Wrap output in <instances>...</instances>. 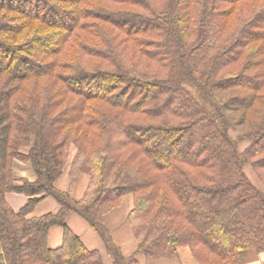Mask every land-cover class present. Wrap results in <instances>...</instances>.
<instances>
[{"label": "trees", "instance_id": "trees-1", "mask_svg": "<svg viewBox=\"0 0 264 264\" xmlns=\"http://www.w3.org/2000/svg\"><path fill=\"white\" fill-rule=\"evenodd\" d=\"M126 194L128 257L106 225ZM46 196L60 209L30 216ZM72 212L115 264L264 252V0H0V264H104Z\"/></svg>", "mask_w": 264, "mask_h": 264}, {"label": "crops", "instance_id": "crops-1", "mask_svg": "<svg viewBox=\"0 0 264 264\" xmlns=\"http://www.w3.org/2000/svg\"><path fill=\"white\" fill-rule=\"evenodd\" d=\"M20 161V160H18ZM16 163V162H15ZM28 165L26 169H21L15 172L18 176H25L31 180L36 178V173L28 162L20 161ZM89 182V175L81 173L73 190V196L77 199L84 194ZM70 185V177L68 170L62 174L56 181V186L59 189L66 190ZM7 198L15 209L21 208L28 199V196L23 193L8 192ZM134 206V198L132 194H126L122 202L115 208L110 210L106 215V225L110 230L114 240L121 246L125 256L132 255L141 240L137 237L128 221V214ZM60 209V203L53 196H46L41 199L30 216H39L48 212H56ZM68 223L72 229L80 234L85 243L90 248H98L101 251L104 264H115L113 257L106 250L105 242L102 236L91 226V224L78 213L72 212L68 216ZM64 236V228L61 225H52L48 232V242L50 246L57 247L62 244ZM137 264H202L198 262L192 255L188 246L179 248V257L175 259H156L148 260L144 254L138 255ZM239 264H264V252L248 250L241 255Z\"/></svg>", "mask_w": 264, "mask_h": 264}, {"label": "rangeland", "instance_id": "rangeland-1", "mask_svg": "<svg viewBox=\"0 0 264 264\" xmlns=\"http://www.w3.org/2000/svg\"><path fill=\"white\" fill-rule=\"evenodd\" d=\"M231 133L233 136H235L234 131H232ZM245 145H246V142H244V143L242 142L240 144V148L243 149L245 147ZM27 166L28 165H26L24 163H20V161L16 160L15 169L17 172L21 169H26ZM245 169H246V172L248 173V175L251 177V179L256 183V185L261 186V182H260L259 178L257 177L256 173L253 171L252 167L250 165H247L245 167Z\"/></svg>", "mask_w": 264, "mask_h": 264}]
</instances>
